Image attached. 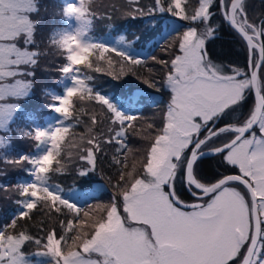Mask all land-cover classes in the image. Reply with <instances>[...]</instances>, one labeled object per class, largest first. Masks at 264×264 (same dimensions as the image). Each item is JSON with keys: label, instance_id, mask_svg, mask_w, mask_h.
<instances>
[{"label": "snow or ice", "instance_id": "snow-or-ice-1", "mask_svg": "<svg viewBox=\"0 0 264 264\" xmlns=\"http://www.w3.org/2000/svg\"><path fill=\"white\" fill-rule=\"evenodd\" d=\"M213 4L214 0H197L198 6L190 14L182 0H168L166 6L165 0H153L152 6H146L148 16L168 12L190 23L174 45L170 60L152 57L169 69L164 74L163 86L170 90V100L162 127L151 137L141 160L139 175L132 179L133 169L127 181V156L120 154L130 150L127 136L136 134L133 122L137 116L122 111L113 102L114 97L110 100L99 92L93 97L92 88L80 78L76 66L87 63L92 67L88 61L91 50L101 49L103 59L109 48L103 43L84 41L87 26L92 23L87 19L85 0H80L79 6H66V14L75 16L81 26L52 41L68 54L60 71L71 75L74 82L65 94L52 96L56 103L48 105L63 120L48 127H35L34 135L32 131L23 132L22 136L38 142L37 147L50 146L40 155H21L19 160L9 162L27 161L34 166L35 181L18 186L25 197L19 203L27 209L19 213L21 219L30 216L38 201L44 208L75 219L60 220L59 234L52 227L45 229L40 238L31 236L26 228L16 230L17 220L13 219L0 229V264H29L22 246L26 242L39 245L42 241L47 251L39 254L51 255L54 264H264V43H253L257 36L264 37V21L257 28L247 23L242 0H221V7L230 9L221 15L243 33L250 51L243 69L217 63L209 57L207 48L221 29L220 25L211 24L215 15L211 10ZM36 5L37 0H0V129L6 131H11L10 124L18 113V105L12 101L30 95L34 87V68L41 56L40 52L30 50L36 44L38 21L30 18L38 11ZM136 11L144 15L142 9ZM110 50L132 66L142 63L127 50ZM162 50L167 53L171 47ZM76 56L81 57L79 62L74 60ZM85 79L90 81L92 77ZM157 83L153 80L150 86L156 88ZM77 92H86L105 105L110 123L117 125L108 130L110 135L103 142L116 146L117 156L112 159L118 168V180L114 187L120 192L103 206L104 214L93 221L89 232L80 230L87 225L84 218L89 217V212L64 198L61 190L46 186L48 173L66 170L57 159L68 133V127L61 124L71 117L70 101ZM249 93H254L255 103L246 116L241 113L242 119L233 120V114L245 105ZM127 101L135 104L139 96L131 93ZM92 119L95 123L96 118ZM6 143L9 142L0 136V146ZM87 144L78 156L89 165L78 170L81 176L96 169L102 152L97 138ZM209 156L221 157L238 174L206 182L199 169L205 162L203 158ZM178 181L191 193L193 202L181 198ZM74 231L75 235H68ZM68 240L71 245L64 252L61 244ZM73 247L81 251L72 250ZM92 254L102 259H92Z\"/></svg>", "mask_w": 264, "mask_h": 264}, {"label": "rangeland", "instance_id": "rangeland-1", "mask_svg": "<svg viewBox=\"0 0 264 264\" xmlns=\"http://www.w3.org/2000/svg\"><path fill=\"white\" fill-rule=\"evenodd\" d=\"M242 2L244 4V14L247 17V23L252 24V22H255V20L259 18L260 11L264 6V0H243ZM72 3L79 6L80 0H65V3H60V7H58V3L54 0H37L36 6L38 11L32 13L30 16L33 21H38L34 37L36 44L32 46L30 50L40 52L41 56L38 64L34 68L35 76L32 80L34 87L31 90V94L12 101V103L18 105V113L10 124L11 131L0 129V136H3L5 141L9 142L4 146H0V220L6 216V211L10 212L12 210L6 221H0V224H2L0 229L10 224L13 219L17 220L16 230L22 228V224L20 223L22 219L19 217V213L27 211V209L24 208L22 203H19V201L24 200L25 197L20 194L18 186L35 181V177L32 175V168L34 166L30 165L27 161L18 164L10 163L9 161L19 160L21 155H40L50 146L49 144H44L37 147L38 142L31 137L22 136V133L32 131L34 135L35 127H48L51 124H56L58 119L63 120L60 114L53 112L52 116L44 123H39L37 120L34 122L33 119L27 122L25 117H23L24 115L21 116L22 111H28L30 106H41V104L45 110H48V105L50 103H56V101L51 99L52 96L63 95L67 87L74 86L71 75L63 74L60 71L67 63L66 56L68 54L59 44L52 43L53 40H58L60 35L64 32L72 33L77 27L81 26L80 21H78L75 16L69 17L66 14V6ZM167 3L168 0H165V6ZM216 3L221 7V0H214L211 9L214 13H216ZM225 3H227V0H225ZM85 4L88 6L87 19L94 21L93 17L95 16L97 20L101 18L102 21L120 22L127 18H131V16L141 15L140 12L136 11L137 9H142L144 14H148V7L146 6H152L153 0H85ZM182 6H185V11L190 14L193 9L198 6L197 0H182ZM224 8L227 9L228 7ZM156 14L160 16L159 19L163 22V26L157 29L155 33L151 34V40H153L160 31L165 30V27L168 29L172 26V29L168 32L169 34H167V36L160 40L162 44L157 45V49L151 50L149 56L138 55L136 49L133 48L137 46L136 44H132L133 47L131 48L124 43L125 39L123 41L120 40L121 36H126L130 41L134 38L141 37L153 26V23H150L148 20H140L138 24L126 23V25H130L131 28L127 33L117 35H110L109 33L104 37L102 36L101 39L103 41L99 38H91L88 35L90 29V25H88L86 35L83 37L84 41L92 44L103 43L109 48V51L104 52L103 59H101L102 50L93 48L88 56V61L91 62L92 67L89 68L87 63L76 66L79 68L80 78L84 79L85 83L92 88L93 97L97 92L101 95H106L110 100L114 97L115 99L113 102L117 103L122 111H125L126 114L137 116V120L133 122V129L136 134H129L127 136L126 142L130 150L127 153L120 154L121 156H127V167L124 169L126 181L129 179L128 173L133 169L135 170V175L132 179H135V176L139 175L141 160L144 157L146 149L149 147L151 137L162 127L161 121L165 116L166 107L170 100V90L163 86L164 74L169 71V69L160 66L152 57L155 56L157 60H170L172 58V53L175 51L174 45L178 43L180 35L187 29L190 23L168 12H157ZM60 16L61 19H59ZM221 18L223 19L224 17ZM237 19L240 20V17H237ZM153 21L157 22L158 19L153 18ZM213 22H215V20H212L211 24H213ZM178 23L181 25H179L178 30H176L175 25ZM224 23H227V21L225 20ZM51 27L53 29H51ZM234 37L240 40H238L239 44H241L246 54L245 56L247 57L249 48L247 41H245L238 32H235ZM160 41L158 40V42ZM112 47L117 48L118 51H129L136 58L140 59L142 63L135 66L130 65L124 58L112 52L110 50ZM169 47H171V51L167 53L162 50ZM80 59V56L74 57L76 62H79ZM109 60H111V63H109ZM244 65L245 64H241L233 68L239 67L243 69ZM137 67L140 71L136 69ZM57 68H59V70H57ZM96 68H99L100 71H96ZM86 76H91L92 79L90 81L86 80ZM145 80L149 81V83H145ZM153 80L158 82L156 88L150 86ZM60 83H63V89L58 86ZM50 84L54 86V90L51 91V93H49ZM134 90L138 93L147 91L143 94L149 95V99H147L149 102L141 105L138 109L133 108V105L131 106L124 101L126 94ZM81 96L84 98L81 99ZM254 103L255 95L254 93H249L245 105L233 114L232 119H242L243 116L248 114L249 109H251ZM70 111L72 113L71 117L61 124L62 127H68V133L65 135L64 141L61 142L60 156L57 157L66 170L60 173L54 171L48 173V183L46 186H49L50 190H61L64 198H68L70 202L76 203L78 207L89 212V217L84 218L87 220V225L80 229L83 232H89V226L93 221L104 214L103 206L108 205L112 201L114 194L118 197L120 192L119 188L114 187L118 180V168L114 166L112 159L114 156H117L116 146L103 142L110 135L108 130L110 128H116L117 125L110 123L106 106L90 98L86 92H77L73 95L70 101ZM241 113H243V116H241ZM93 117L96 118L95 123H93ZM150 125L151 127H149ZM89 129H91V132L88 131ZM153 129H155V131ZM93 138H97L100 142L102 152L97 158L96 169L94 171H89L87 176H81L78 174V170H85L89 165L85 161L79 160L78 156L83 149L88 147L87 141ZM214 158L218 161L221 160L219 162L226 165L221 157L214 156ZM109 162L112 165V173H108V169L106 170V166ZM52 167L53 169L57 167L55 161ZM64 172L70 174L66 181L71 182L74 187L63 188L61 182H63L62 179H64L62 176ZM107 173L110 179H112L111 181L105 175ZM93 176L97 177L94 186L97 185L100 189H98L99 193L96 197L92 196L90 198L88 196L89 193L86 194L83 188L84 185L85 187L89 185L88 181L93 182L96 180ZM89 177L92 179L89 180ZM83 181H85V184L81 185ZM77 183H79L80 186ZM88 189H90V186ZM91 191H93V189ZM97 205L101 207L98 208ZM37 209H43L44 224L48 223V229L52 227V225L59 228V224L55 225L56 220L60 218L57 213L52 212L53 210L51 208H44L43 203L40 201L37 202ZM46 215L48 216V221L46 220ZM67 216L75 219L74 216ZM65 217L66 216H63L62 219L66 220ZM51 218H53V220H50ZM12 231L13 230H10L9 234H12ZM59 233L60 231H58V234ZM72 234L75 235V231L72 232ZM43 236L44 234L36 238ZM44 243L45 241H42L41 244L37 245L34 242H26L22 246V251L25 253L29 264H54V258L51 255L39 254L47 251L44 247ZM69 245H71V240H68L67 243L62 241V251L67 252ZM72 250L81 251V249L76 247H73ZM91 258L95 260L102 259L98 254H92Z\"/></svg>", "mask_w": 264, "mask_h": 264}, {"label": "trees", "instance_id": "trees-1", "mask_svg": "<svg viewBox=\"0 0 264 264\" xmlns=\"http://www.w3.org/2000/svg\"><path fill=\"white\" fill-rule=\"evenodd\" d=\"M58 3V7H60V3H65V0H54ZM64 6V5H63ZM221 9H220V5L218 3H216V13L213 17L212 20H215V22H213L212 26L216 27L217 25L221 26L220 31H218V33L216 35V39L209 42L207 45L208 48V54L209 57H211L212 59L216 60L219 63H224V64H228L231 65L232 67L234 66H238L241 65L243 63H245L246 60V54L241 46V44H239V39H236L235 36V31L230 27V25H228L227 23H224L225 20L224 18L222 19L221 17H223L221 15ZM114 17V16H112ZM136 17V18H133ZM160 16H158L155 13V16H148V14H144L143 16L141 15H137V16H131V18H127L126 20H122L120 22L118 21H102L101 18H99L98 20L96 19V17L94 16V21H92V23L90 24V29L88 31V35L92 38H99L101 39L102 36L104 37L105 35L109 34L110 35H117V34H121V33H127V31H129L130 25H126L127 24H131V23H136L138 24L140 20H148L150 23H153V18L158 19L157 22L154 23V25L152 26V28L145 32L141 37H139V39L134 38L132 41H130V39H128L126 36L124 37L125 41L124 43H126L127 45H129L131 48L133 47L132 44H136V47H133L136 49V51H139V54L141 56H149L151 50H155L157 49V45H161L162 41H160L163 37L167 36V34H169L168 32L172 29V26L169 27L167 29V27H165V30L160 31L157 36H155V38H153V40H151L150 38L152 37L151 34L155 33V31L157 29L162 28L163 26V22L160 21L159 19ZM59 19H61V16L59 17ZM256 21V20H255ZM168 23V21H167ZM181 25L180 23L176 24V30H178V26ZM168 26V25H166ZM51 29H53L51 27ZM175 30V31H176ZM232 35V36H231ZM44 38V37H43ZM239 38V37H238ZM102 40V39H101ZM151 40V41H150ZM158 40L160 42H158ZM239 40V41H238ZM103 41V40H102ZM154 52V51H153ZM236 63V64H235ZM138 71H140L138 69V67L136 68ZM57 70H59V68H57ZM61 75V72H60ZM58 86H60L61 89H63V83L58 84ZM49 93H51V91L54 90V86L52 84L49 85ZM56 88V87H55ZM145 92H137V91H131L130 93L126 94V97L124 99V101L126 103H129V105H133V108H140L141 105H144L146 103H148L149 101L147 99H149V95L148 94H143L146 93ZM131 93H136L139 96V101L135 104L130 103L127 101V97L131 94ZM156 97V96H155ZM154 97V98H155ZM152 99V98H150ZM147 100V101H146ZM39 106V107H38ZM43 105H36V106H30L28 111H22L21 116L24 115L23 117H25V120L28 122L29 120L33 119L34 122L37 120L39 123H44L47 119H49L52 114L53 111L49 108L48 110H45L43 107ZM112 165L109 162V164L106 166V170L108 169V173H112ZM200 174L203 177H206L207 180L206 181H214L216 179H218L220 176H222L223 174L227 173V172H233L234 170L231 168V166H227V165H223L222 163L218 162L217 160H211L206 158L205 162L202 166H200ZM107 174H105L109 179L110 176ZM70 174L68 172H64L62 173V176L64 177L62 185L63 188H70L73 185L71 184V182H67L66 179ZM95 177V181L89 182V185L85 187V181H83V183L81 185H84V190L85 193H89V197L91 198L96 197V195H98V186H94L96 181H97V177ZM112 179H110L111 181ZM7 181V180H5ZM7 183V182H5ZM79 185V183H77ZM80 186V185H79ZM90 186V189L93 191H91L90 189H88V187ZM74 187V186H73ZM52 212H55L54 209H52ZM12 210L9 212L6 211V216L3 217V219H1L0 221H6V219L9 218V213H11ZM43 209H34L32 210V212L30 213V216L28 218H24L25 220H21L20 223L22 224V228H26L27 232L33 236V237H38V236H42V234H45V229L47 228V224H44V217H43ZM56 213V212H55ZM58 216H60V218H58V220H62L63 216L59 213H57ZM68 216L65 217V219H67ZM70 217H68L69 219ZM46 220L48 221V216L46 215ZM50 220H53V218H51ZM56 220L55 225L59 224V221ZM2 226V224H0V227ZM52 227H56L57 232L61 231L60 227L57 228V226H53ZM50 227V228H52ZM49 228V229H50ZM69 236L73 235L72 233L68 234Z\"/></svg>", "mask_w": 264, "mask_h": 264}, {"label": "flooded vegetation", "instance_id": "flooded-vegetation-1", "mask_svg": "<svg viewBox=\"0 0 264 264\" xmlns=\"http://www.w3.org/2000/svg\"><path fill=\"white\" fill-rule=\"evenodd\" d=\"M264 5V4H263ZM237 17H239V16H237ZM240 21V20H239ZM262 21H264V6L262 7V9H261V11H260V16H259V18H257L256 19V21L255 22H252V25H254V26H256L257 28H259V26H260V24H261V22ZM252 33L250 32V35H251ZM253 43H256V44H260V43H264V37H260V36H257L256 37V39L253 41ZM246 44V43H245ZM247 46V45H246ZM256 51L258 52V49H256ZM248 52H249V48H248ZM245 63H246V60H245ZM245 63H243V64H245ZM206 158H208V159H211L212 161L213 160H217L216 158H214V156H209V157H205V158H203V159H206ZM218 161V160H217ZM219 161H221V160H219ZM218 161V162H219ZM203 165V164H202ZM201 165V166H202ZM199 172H200V170H199ZM233 172H235V171H233ZM228 173V172H227ZM226 174V173H225ZM224 175V174H223ZM208 182V181H207ZM177 188L179 189V190H181V198L182 199H184L186 202H193V197H192V195H191V193L187 190V188L185 187V185H183V184H181L179 181H178V183H177ZM193 191H194V189H193Z\"/></svg>", "mask_w": 264, "mask_h": 264}, {"label": "water", "instance_id": "water-1", "mask_svg": "<svg viewBox=\"0 0 264 264\" xmlns=\"http://www.w3.org/2000/svg\"><path fill=\"white\" fill-rule=\"evenodd\" d=\"M228 12H230V9L228 10ZM225 19H226V21H227V17L225 16ZM227 23L230 25V23L227 21ZM231 27H233L238 33H240L239 32V30L235 27V26H233V25H230ZM241 34V36L246 40V38L243 36V33H240ZM228 174H238V173H236V172H232V173H228ZM225 175H227V174H225ZM222 177V176H221ZM221 177H219V178H221ZM218 178V179H219ZM217 180V179H216Z\"/></svg>", "mask_w": 264, "mask_h": 264}, {"label": "bare ground", "instance_id": "bare-ground-1", "mask_svg": "<svg viewBox=\"0 0 264 264\" xmlns=\"http://www.w3.org/2000/svg\"><path fill=\"white\" fill-rule=\"evenodd\" d=\"M250 50V49H249Z\"/></svg>", "mask_w": 264, "mask_h": 264}]
</instances>
